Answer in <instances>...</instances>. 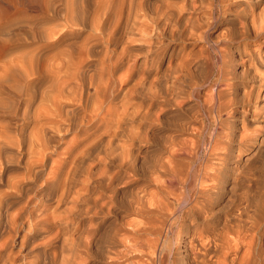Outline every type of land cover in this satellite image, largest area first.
Returning a JSON list of instances; mask_svg holds the SVG:
<instances>
[{
	"label": "rangeland",
	"instance_id": "374dc122",
	"mask_svg": "<svg viewBox=\"0 0 264 264\" xmlns=\"http://www.w3.org/2000/svg\"><path fill=\"white\" fill-rule=\"evenodd\" d=\"M132 1H133V3H132ZM132 1L131 0H122V1L121 0H108V1L107 0H100V3H102L104 7L103 6L97 7L96 0H0V27H1L0 28L1 29L0 30V32H1L0 33V41L1 42L5 41V39H1V38H3V37L9 38V37H12L13 34L15 35V37L10 38V40L14 39V38L17 40L18 37L24 38L26 36L25 32L27 34H29V35H27V39H25L26 43H25V41L23 42L25 44L21 43L23 40H20L21 41L20 42L19 38L17 40L18 43L16 40H14L15 42H13L15 45L12 43L14 46H17V47L13 48L14 49L13 51L16 50L15 48L20 47V48H18L19 50L17 49V52L19 51V54H21V52H22V56H23V51L29 52L30 49H33V47L36 45L40 44V45L44 46V51L41 53V57H40V58L43 57L42 60L40 59V61H42V63H43V68H42L41 62L39 64V66L37 65L38 69L41 66L42 70H44L43 72H42V70L40 71V73L42 72L41 75H43L42 76L43 79L40 76V80H42V82L44 81V83H41V81L39 80V82L42 84V86L44 85L46 87H49L51 85V83L54 82L53 81V78H54V72L53 71L56 67H57V69L58 68L62 69L61 73H64V70L67 69V68H65V66L68 65V59L67 58L69 57V54L71 53V51L74 52L75 54H78L79 51L81 52V47H80L81 45L83 47L84 45L86 46V43H88V44L91 43L89 46L87 45V47H90L92 45V47L95 50L98 48L97 50H99V51L102 48V54H103L102 57L107 55L110 60H114V59L118 58V56L119 57L121 56L123 58V56L126 53L128 54V55H125L127 57L126 62H128V64H126L124 62V60L126 58L122 59L123 62L127 65V67L124 63L120 64L121 60L119 58L120 62L119 61L118 62L121 65V66H119V68H121L122 70L118 68V62H117V65H116L117 69L115 67V69L117 71H115V72L111 71V72L116 73V72H118V69H119V74L118 73H117L118 75L114 74L117 77L120 74H122V75L125 73L127 74L126 76L123 75V77H118V79L122 78L121 84L122 83L124 84L125 82L123 80L126 77L125 80H126L127 86L125 84L124 87L126 86L125 87V88H127L126 90H129V92L132 96H136L135 99H134V97L132 99V101H133L132 108H131V106H128V107H130L131 109H133L135 111H137L138 108H140V110L142 112L146 113V115H145L146 117L145 116L142 117V115H144L145 113L142 114V112L139 113L140 110L137 111L138 114H141V115H139V117L137 116L135 118V121H133L134 124H132L133 122L131 120L130 121L126 120L124 123H120L119 127L123 126L124 128L122 127V129H121V127H120L119 130L116 129V132H118V133L120 132L117 135L114 134L116 136L104 135L105 137L102 136L101 138H98V139H96V141H94V143H96L95 145L93 142H91V144H89V146H86L83 144L84 146H86L85 148H88V149L90 147L91 148L93 147V149L90 148L91 150H88V149L83 150L82 148H84V146L82 144L80 145L82 148L79 146V144H76L78 142V140H81L80 138L84 137V135L82 136V133L80 131H79V133H76L77 131L76 132L75 131H68V132L65 131V132L60 133V137L57 138L58 141L56 142L57 154L53 153V152L51 155L49 154L48 159L46 161L47 166L45 167L44 172L41 173L42 176L39 178L38 177L35 178L31 174V172H28L27 167L29 165L28 161L30 162V159L28 158V156L26 154H20L21 153L20 152L21 146L19 148L17 146H14V148H12L13 150L11 149V150H9V152H5L6 154L3 152L4 155L3 154L1 155L2 151L0 152V195L7 193V192L8 193L10 192L11 196L9 199L13 200L14 204L18 203V202L20 204V202H23L25 200L26 196H32L33 193H38L40 190H45V183H44V177L43 176L46 177V175L48 173V172H46L47 167H49L53 158H56L55 160H57L59 162V164H60V161H62L60 164V166H61L60 176L63 175L64 177H66L67 175L70 174V176H69L70 182L67 184V185H69V189H68L69 191L68 192H71V193H69L70 195L72 194V196H73L72 191H77L80 193L81 191L84 192V190H85L84 188H86L88 193L91 192L90 196L93 195L92 196L93 198L95 196V198L99 199V200H97L99 203L98 202L96 204L91 203L90 205H88L89 206L88 215L85 211V209H86L85 206H87V204L84 205L81 203H76V205H75L74 202L73 203L71 202V200L70 201L65 200V201L61 202V204H60L61 206L59 205V208L62 210H60V211L67 212L70 209L71 212L69 213L70 215L69 214L68 215L71 218V220L68 222L69 223V226H68L69 229H68V227L60 229L62 231L60 233L63 236L60 234L61 237H58L59 236L58 235L57 236L58 240L56 238H54L55 234H54L53 230L48 231V229L45 227L44 228H42V227L34 228L32 226H29L28 222H26V220L23 219L22 223H20L17 226L18 231L15 233V235H13V238H12L13 240L11 242L12 244L10 243V246H9V250H10L11 254H13V256L14 255L18 256V259H22V260L17 261L16 264H117V263L118 264H127V262L129 264V262L132 263V261H131L132 258L134 260L137 259L135 257V254H137L139 250H140V253L148 255V257L153 256L154 259L152 257L150 258L152 261L153 260L157 261L158 255H159L158 251H156V253H154V252L152 253L151 249H149L148 247L147 248L145 247L146 250L145 249L143 250L144 246H142V248L141 247L139 248L138 246H137L138 248L134 247L137 249H130V250L124 249L127 251H123V249L121 248L122 246L120 247L121 243H123V242L127 243V240H128L127 238L129 237V235L126 234L125 232L128 229H130L131 225H136V224L138 225V223H139L140 226L141 225L143 226V224L145 222V221L143 222V220H145L143 218L144 216L136 213L135 206L138 204L139 200H142V199H143V201H140V202H142L145 205L148 204L149 202L154 203L155 202L154 199H152L153 201L151 200V198L148 200V198L150 197L149 195H153V196L155 195L157 198L158 194H160L159 191L161 188L162 189L163 188H172V190H174V192L176 191V193H178L179 196H183L185 193V189H186V193H188L189 190L191 192L193 190L191 188L197 186L198 184L201 185L200 187H202V188L204 187V189L212 188L213 185H214V187L221 186V188H223L221 190L219 187V189H218L219 191H217L216 188L214 189V187H213V189L216 191V194L218 193L217 194L218 199L215 198L217 200V202L213 203L212 210H213V212H216L217 209L219 211V208H221L219 212L217 211L218 213H215L217 215L220 214L218 216V219H217V221L219 223L222 222L221 219L225 218V216H226V219H227V217H228V219H231L233 213H236V212H234V209H235V211L239 210L240 211L239 213H241V210H243L241 207L242 205L244 206L243 208L249 207V210H248V208L244 209V210H248V211H246L247 213H245L243 211L242 212L245 214H248V212L250 211L251 213L249 212V214L251 216L246 215V217H243V216H245V214L243 216L238 215L239 217L242 218L241 219L236 215L237 217L235 220H238V221L231 219V222H232L231 224L234 225V224L239 223V222H240L239 224H242V222L244 223L245 219L248 217L246 220H247V222H249V224L245 225L246 227H248V225L250 227V228H248V230H246L248 235L245 234L246 232L244 233L245 230L243 228L239 229L240 230L239 232L234 231L235 228L233 226V228H234L233 231L229 230L225 233V237H224L225 240H223V242L225 243L228 241L231 243V241H232V243H234L237 241L235 239L241 238V239H239L240 244H238V246L240 245L238 248L240 250L236 249L237 252H236L235 256L237 258H239L238 256H241V253H243L242 247L244 245L245 246V247H243V248H245L244 250H246L247 252L249 251V253H247L248 264H251L252 260H253V262H252L253 264L254 263L264 264V234L262 233V232H264V228L262 229V226L264 227V211H263L264 210V143L258 144V142H253L251 144H247L244 146H237L235 143H230V142H229L230 145L220 143L218 145L220 148H218V146H217V148H216L217 151L215 150V152H216L215 157L212 156L210 158L209 157L207 158L205 156V150H204V149H207V147H208L207 146L208 145V139H209L210 133L212 132L211 130L213 128L212 121H210V120H211L212 115L215 116V114H214L215 111L211 110L209 112L203 106V104H201V102H203L204 100L206 102H209L208 100H210L212 102L211 99H213V98H210L212 96V94L214 93V89H215V85H212V84L215 81L217 68L220 66V62H221V59H220L221 56L218 54L219 52L217 53V51L223 52L225 54V56H223V60L225 61L224 67H225V70L228 74L227 76H230L232 78V80H234L233 82L239 80L236 77L239 76L238 74L241 71V65H238V64H240V60L238 59V56L236 55L235 51L231 49V47H233L234 44L238 40V37L234 36L235 33L237 32V30H234L237 27V21L234 20L235 19L234 13L238 8H240L239 5L236 6V3H235L236 0H132ZM130 2L134 6L133 12L131 11L132 5L130 4ZM138 3L139 4L141 3L142 5H139ZM70 4H71V6H70ZM76 4H78V6L82 5L85 8L86 11L84 10V12L85 13L87 12V13L85 14L83 12V15L84 16L86 15L87 18L83 17L82 14H81L82 17L80 16V18L81 19L84 18L85 21L87 22V23L85 22L87 25H89L88 24L89 21H87V19L89 20L91 17L92 18L94 17L93 19H95V17L98 16V19L94 20L95 21L94 24H96V25H94V26L89 25L87 28V25H85V27H83L79 23L75 24V26L72 25V23L71 24L69 23V20L73 21V20H71L72 19V17H71L72 12L70 11V9L77 8L78 6ZM129 4L131 7L130 8L131 10L129 9L130 11L128 10ZM70 7H72V8H70ZM83 7L80 6L81 9H83ZM68 8H70L69 11L67 10ZM101 8H102V10H100ZM171 9L173 11H171ZM207 9L209 12L208 14H210V15L205 14V11H207ZM164 11H166V12L164 13ZM169 11L171 12V14H169ZM116 12L117 13L120 12L122 15L118 14L119 15L118 16ZM68 13H69V15H68ZM115 13H116V15H115ZM67 15L71 18H69ZM127 16H128V18L130 16H131V18L132 17L133 18L132 19L129 18L131 20H128V22H127V20H126V19H128ZM190 17H191V20L193 18L192 21L188 20V19H190ZM208 17L210 20L208 19ZM228 17L232 18V19H229ZM106 18H107V20H106ZM117 18H120V19L117 20ZM122 18H124L123 21H122ZM176 18H177V20L178 19L179 20L176 21ZM227 19H229V20H227ZM108 20L109 21L111 20L110 26L112 27V28L108 27L109 29L107 28V25L110 24V23L108 24V22H109ZM116 20H117V24H116ZM119 20H121V22L124 23L123 25L125 27L124 26L123 27L119 26V28L115 27V25H122V24H120L121 22H119V24H118ZM187 20H188V22L189 21L190 22L188 23ZM114 21H115V23H112ZM129 21H130V23H129ZM133 22H135L136 25H133ZM155 22L158 25L156 27L157 32H154L155 35L153 38H151V40H153V41L157 40L156 42H153V44H155L154 45L155 48H157L156 49L157 54L155 57L150 58L149 56H147L146 52H144L146 49V47H145L146 45L144 46L145 42L142 39L138 38L139 35L137 34V30L135 29V27L137 26V23H139V25L140 24H144V25L146 24L145 25L146 30L149 28H152L153 26H154V30H155V25H156ZM128 23H129V25H128ZM179 23H181V24H179ZM112 24L116 29L113 28ZM186 24L187 25L189 24V26H187ZM101 26H103V27H101ZM4 27H6V28H4ZM89 27H91V28H89ZM3 28L5 31L3 30ZM99 28L101 31L99 30ZM110 28L112 29V31L115 30V32H114L115 34H117V32H116V31H118L117 29H120V28H122V30L124 28L125 29L123 31L119 30V32H118L119 34H117V36L120 35L121 36V37L119 36L120 39L116 38L117 36L115 34H113V37H115V36L116 37H115V39H113V37L110 38V34H109V33H111ZM225 28H227V29H225ZM8 29L10 30L9 32L6 31ZM24 29H26V31L23 32L22 34H25V35H22L21 32ZM32 29L36 30V32L33 33L32 37L33 38H34V36L35 37L39 36V37H36L34 39L30 38L32 35L31 33L33 32ZM37 29L38 30L41 29L39 31V32H41V33H39V35L37 32ZM71 29H73V30H71ZM92 29H93V31H92ZM95 29H96V31H95ZM97 29H98V31H97ZM104 29H105V31H104ZM27 30H30L32 32L30 33ZM108 30L110 32L106 33V35L108 34L109 37H108V35L105 37L104 33L108 32ZM231 30H232V32H231ZM120 31H122V32H120ZM5 32H7V34H5ZM14 32H16V33H14ZM18 32H19V34H21V36H19V34L17 35ZM170 32H172V33L170 34ZM42 33L44 35H42ZM173 33H174V35H173ZM237 33H236V35H237ZM34 34H37V35H34ZM41 35H42V37H40ZM157 35H159V38L157 37ZM229 35H231V37H229ZM28 36H30V37L28 38ZM102 36L104 37L103 40H101ZM111 36H112V34H111ZM107 37H108V40L110 38L109 41L111 42L110 43L111 45L113 44L111 40H115V42H116L115 43L113 41L115 44H113L112 46L109 44V46H110L109 49H108L109 41L106 40ZM43 38H44V40H43ZM223 38H225V39H223ZM226 38H227V40L231 38V40H228L229 41L228 42L226 40ZM233 39L234 40L236 39V41H233ZM82 40L86 41V42L84 43ZM119 40H121V41L124 40L123 43H121V45L123 44V46H120L121 51L124 53L126 52L127 49H128L127 51H129V52H126L125 54H123V56L121 55L122 52H120L118 50V49H120V48H118V46L120 45ZM136 40H139V41H136ZM222 40H225V42H222ZM82 42L84 43V45ZM16 43L19 45L21 43V45L19 46ZM101 43H102V45H101ZM117 43L119 44L118 46H116ZM142 43H143V45H142ZM105 45H107V46L105 47L106 49L104 50L103 46H105ZM114 45L117 47V50H116L117 54L119 53V55H116L117 57L115 56L116 53L113 52V51H115L116 47H114V49H111V47L113 48ZM226 45L228 48L226 47ZM95 46H98V47L95 48ZM174 46H175V48H173ZM92 47H90V48H92ZM216 47H217V49H216ZM26 48H29L28 51ZM124 48L125 49L127 48V49L124 50ZM143 48H145V49H143ZM20 49L23 51H21ZM94 49H92V51H91L92 55L94 52H96ZM84 50H85V48L82 50V53L85 52ZM110 50H111V52H110ZM170 50H171V52H170ZM68 51H70V53ZM17 52H15V53H17ZM229 52H230V54H228ZM8 53H10V51ZM29 53H28V55H29ZM97 53L98 54L95 53L94 56L88 55L89 57H86L85 54H80L81 58L83 55H85L82 58L83 60H85V62H83L81 64V67L83 69L80 68L83 70V71L80 70V73L82 72L81 75H83V74L85 75L86 73H88V74L91 73L90 74L91 76H88V74H86L87 76H85V77L88 78L87 80L84 77V75H83V77H81L82 80L84 78V81H85V82H83L84 86H85V83L86 82L88 83L89 80H92L91 84L98 83L99 78H101L102 81H105L103 79V76L106 74L104 73L103 68L101 70L103 71L104 74L101 73L102 72L101 70L98 71V68L104 66L105 63H104L103 59H105L107 57L105 56V58H102L101 57L102 54L100 53V57L97 58V55L99 56V52L97 51ZM106 53H108V54H106ZM216 53L218 56L216 55ZM13 54H14V52L12 53V55ZM42 54H43V56H42ZM112 54H113L114 58L111 57ZM10 55L7 54L6 56H2L0 59V62H2V64H4L5 62H8L9 59L11 60L12 55L11 56ZM24 55H25V53H24ZM15 56L16 55H14V57ZM75 56L77 57V55H75ZM90 56L93 58L94 57H96V58L90 59ZM3 57L6 59V61ZM17 57H19L18 53H17ZM17 57L13 58V56H12V59H14V60H12L13 61L12 63H16V64L18 63L19 64V60L21 57L18 58L19 60L17 59ZM217 57L219 58L218 59L219 61L217 60ZM230 57L232 58L233 62H235V64H233V63H232L233 65L231 64L232 61L229 59ZM99 58H100V60H98ZM185 58L187 60H185ZM86 59L88 60V62L86 61ZM101 59H102V61H101ZM10 60H9V62H11ZM93 60H95V61H93ZM106 60L107 59H105V61ZM147 60L148 61L150 60L151 62L147 63L148 62ZM14 61H16V62H14ZM98 61L101 63H99ZM143 61H144V63H143ZM185 61H188L190 63L188 64V62H185ZM92 62H95V63L98 62V63H96L97 66L95 65V63H92ZM102 62L104 64H102ZM227 62H228V64H227ZM139 63L142 66L138 65ZM145 63H147L149 65V66L148 65L146 66L147 69H145L146 68L144 65ZM176 63H178V64L175 65ZM184 63H185V65H184ZM186 63L188 65L187 67H186ZM98 64H101V66L98 67ZM123 65L125 66V69L122 68V67H124ZM136 65H138V67L140 66V69H138V67ZM88 66H90V67H88ZM94 66H96V67H94ZM171 66H173V68ZM175 66H176L175 70H177L178 73L180 72L179 74H180V77H182V78H180L178 76L179 74L177 73V71L174 70L172 72V76H176L177 79H176V81L171 82V79H172L171 71L172 70L170 71V68L174 69ZM231 66H233V68L235 67L234 69H236V70L234 71V69L231 68ZM53 67H55V68H53ZM129 67H131V69H129ZM136 67H137V69H136ZM143 67L145 70L142 69ZM148 67H149V69H148ZM181 67L183 68V70L186 69L187 73H184V71H186V70L183 71ZM95 68H97V70ZM126 68H128L130 71L135 69V70H133V72L137 71L138 73L136 72L137 73L136 74L134 72L135 75L132 74V77L128 76L131 72L128 71ZM115 69L113 68L111 70H115ZM95 70H96V72H95ZM85 71H86V73H84ZM143 71H145V72H143ZM259 71L260 72L264 71V67L259 68ZM94 72L97 74V80H94V79H96L94 77V74H95ZM235 72L237 73L238 76L235 75L236 74ZM112 73H111V76L113 75ZM92 74H93V77H92ZM101 74L103 76H99ZM140 74H142L141 78H140ZM114 75L112 77H114ZM137 75L139 77H137ZM133 76H135L137 80H135V78H133ZM142 76H143V78H142ZM233 76H234V78H233ZM90 77H92V79H90ZM117 77L116 78L114 77V79L112 78L114 82L117 79ZM127 78H130L129 81H127ZM178 78H180V79H178ZM143 79H146V80H143ZM141 81H142V83L140 84ZM179 81L181 82V84ZM117 83H118V81H117ZM171 83H172V85H171ZM91 84H86V86L87 85L89 86V87L87 86L88 94H92V91H93ZM138 85H140V86H138ZM173 85H174V87H173ZM86 86H85V88H86ZM136 86H138V88H139L137 90L138 92L137 91L135 92V90H134V88H136ZM173 88L175 89V91L173 90ZM171 89L174 92H176L175 95H172L173 93L170 95V93L172 92ZM177 89H178V92L176 91ZM135 93H137V94H135ZM2 95H4V94H2ZM119 95H118L119 98H117V96H116L117 100H115V96L113 98H111L112 99L111 104H112V102L114 103L111 105L112 111L117 110L116 113H120L122 110L121 98H120L121 95L120 96ZM170 96L172 97L173 100H170L171 99ZM259 100L260 99H257V101H259ZM178 102L179 103L181 102V103L179 104ZM260 102H261V104L264 105V103H263L264 102V96L260 100ZM178 104L181 106H178ZM89 105H90V102L88 103V106ZM200 105H202V106L200 107ZM133 106H134V108H133ZM174 106H176V107H174ZM130 108H127V110ZM135 108H137V109H135ZM0 110L4 112V109L3 110L0 109ZM146 110H148V111H146ZM202 111H204V112L202 113ZM211 112H212V115H211ZM5 113H7V112H5ZM147 114H148V116H147ZM248 116H247V119L244 123L245 127L242 126L239 119H237V118L234 120L231 119L230 123L233 127L235 126L234 127L235 130L233 129V127L231 125H230V130L234 134L238 132V134L247 135L248 133L250 134V132L253 131L252 129L259 128V127L264 129V126H263L264 125V118L263 117H260V119L258 118L259 120L258 119L252 120L250 118V116L249 117ZM3 118L5 120H3ZM10 118L12 121H14V118L8 116V114L0 113V125L3 122H4L3 125L9 124V122L11 121V120L9 121ZM137 118H139V120ZM261 118H263V119H261ZM7 121H8V123H6ZM14 122H11L10 124H12V125H9V126L13 127ZM248 122H252L251 123L252 125H250V123H248ZM239 123H240V125H239ZM254 124H256V125H254ZM134 125H135V127H134ZM136 125H137V127H136ZM236 125L237 126L239 125L238 128L240 127L242 130L239 128V130H240L239 131ZM1 126H0V128L3 127V126L2 127ZM247 127L249 128V130ZM245 128H246V130H244ZM99 130H102V129H99ZM243 130L247 133L243 132ZM101 132L99 131V133H101ZM75 136H76V138H75ZM107 137H108V139H107ZM97 140H98V142H97ZM100 141H102V142H100ZM66 143H67V146H66ZM195 143H196V145H195ZM71 144H72L73 149L71 147ZM68 145H69V147H68ZM65 146H66L67 150L63 149ZM179 148L181 149V151ZM68 149H70V151L72 149V151H73L72 156L73 157L72 156L67 157V155L69 154ZM79 150H81L80 151L81 153H78ZM82 150L84 151V153ZM197 150H198V152H197ZM176 151H178V152H176ZM223 153H225V154H223ZM228 155H231V157ZM233 155L235 157H232ZM76 157H78L81 160H79ZM65 158H66V160H65ZM74 158H76L77 160ZM204 158L205 159L207 158L210 161H208L207 159L205 160ZM182 159L183 160L185 159V160L183 161ZM203 159H204V161H203ZM170 160H173V163L175 165L177 164L176 166H178L180 168L179 169L178 167H175L174 164H172L173 169H171L172 171L170 172V174L172 175L171 178H170L171 175L166 173V172H168L167 170H169V167H170V165H169ZM181 160H182V162H181ZM177 161H179V162H177ZM201 161H203V163H201ZM205 161H207L208 163ZM31 162H33V161H31ZM75 162H77V163H75ZM175 162H177V163H175ZM163 163L166 165H163ZM181 163H184L185 165L182 166L183 164L181 165ZM202 164H204L205 166H208V165L213 166L215 168L219 167L218 168L219 171L213 175L214 177L212 176L213 177L212 179L209 177H206V179H207V181H206V179H204L203 176L198 175L200 173H198L196 171V169H198V168L201 169L200 166H203ZM222 164H224V165H222ZM226 164H230V165H227V167H226ZM60 166H59V168H60ZM230 166H232V168ZM184 167L187 169V171L185 170ZM228 168H231L232 170L231 169L228 170ZM69 170L71 171V173H68L67 175H65L66 171L69 172ZM188 170H189V172H188ZM234 170H235V172H234ZM180 172H182L183 174ZM195 172H196V174H195ZM187 173L189 174V176ZM190 173H193L194 176H192V174H190ZM234 173H235V175H234ZM44 174H46V175H44ZM173 175H175V176H173ZM178 175H179V178H178ZM180 175L183 177H181ZM223 175H226V177H227L226 181L227 182L223 181V179H222ZM233 175H234V177H233ZM88 176L90 177V179H88L89 178ZM197 176L198 177L200 176V177L198 178ZM187 177H189V178H187ZM217 177H218V179H217ZM220 177H222V178L220 179ZM181 178H183V180H181ZM196 178H197V180L198 179L199 180L195 181ZM239 178H240V180H239ZM94 179H97V180H94ZM109 179L111 182L108 181ZM166 179L168 180V183L170 180H171L170 182H173V183H170V184H172L171 185L172 187L170 186V184L168 185ZM208 179H211L213 181L208 180ZM164 180H165V182H164ZM174 180H176V181H174ZM214 180L215 181L219 180V183L215 182ZM192 181H193V184H191ZM88 183H91V184L88 185ZM175 183H180V184H175ZM194 183H195V185H194ZM223 183H224V185H223ZM160 184L161 185L163 184L164 186L163 185L161 186ZM202 184L204 186H202ZM205 184L207 187L205 186ZM218 184H219V186H218ZM220 184H222V185H220ZM247 184H248V186H247ZM176 185L178 186V188ZM159 186L161 187L160 189H159ZM229 189H231V190H229ZM220 190L223 192H221ZM103 192H104V194H103ZM43 194H44V192H43ZM155 196H154V198H155ZM244 196L246 198L247 197L248 198L246 199ZM6 197L8 198L9 196L7 195ZM67 199H69V198H67ZM168 199L169 198H166V200L169 202ZM226 200H230L231 202L226 201ZM217 203H220V204H217ZM226 203L227 204L231 203L230 204L231 206L229 207L228 205H224ZM102 204L105 205V207ZM239 204H241V205H239ZM93 205H95V207H93ZM100 205H101V208L104 207V209L103 208L101 209ZM223 205L227 206L228 209L226 207H223L224 208L223 209L222 208ZM133 206H134V208H133ZM239 206L241 207V209L239 208ZM98 207L101 209V212H100ZM235 207H237L239 209H237ZM15 208L16 207L14 205V207L11 210L9 209V211L12 212ZM214 208L215 209L217 208V209L215 210ZM223 210L224 211L226 210L225 212L229 213L230 215L229 214L227 215ZM222 212H223V215L225 214L224 217H222L223 216L221 214ZM174 213L175 214L177 213L176 210H174ZM74 214H76V215H74ZM214 215L211 217H210V215H208V217H210V218H208V217L207 218L211 222V226H213L215 224H217L215 226H218V223L215 221ZM115 217L117 218V220ZM229 217H231V218H229ZM233 217H234V215H233ZM237 218H239V219H237ZM243 218H245V219H243ZM232 220H234V222ZM239 220H243V221L241 222ZM248 220H250V221H248ZM125 226H127V227H125ZM122 227H124V228H122ZM163 227L161 229V233L162 232H164V233H162L161 236L165 239V242L169 244L170 241L172 240L171 239L172 233L170 234L171 235V238H170V236L168 234L169 228L167 229L166 225L164 228ZM66 228H67V230H66ZM163 229H164V231H163ZM174 229L175 228L173 226L172 230H174ZM261 229L263 231H261ZM248 232H250V233H248ZM251 232L253 233V235ZM231 234H233V235H231ZM145 235L146 236H144V234H141V236L142 237L144 236L145 238L151 236V234H145ZM2 236H4V235L2 234ZM123 236H125V237H123ZM117 237L120 239H118ZM59 238H61V239H59ZM231 238H234V239L232 240ZM19 239H22V241H20ZM125 239H127L126 242H125ZM260 239H262V240H260ZM229 240H231V241H229ZM241 240H244L243 242L246 244L241 242ZM117 248H119V249H117ZM252 248H253V250H252ZM166 249H167V247L163 248V251L164 250L165 251L164 252L161 251V253H160L163 255V258H162V261L160 262V264H163V262H164V264H169V263L170 264H179V260L177 258L178 256L173 254L172 255L173 257L172 256L169 257V255H166ZM143 251H145V252H143ZM238 251L239 252L241 251V252L239 253ZM254 251H255V253H254ZM162 252L165 254H163ZM121 253H126L127 256L124 254V256H121L122 258L120 257L121 259L119 258V256L118 257L116 256L118 254L121 255ZM229 254H230V256H229ZM229 254L226 256L230 259V257H232L231 256L232 254L231 253H229ZM251 254L254 255V257L251 256ZM116 258H117V260H115ZM228 258L224 259L225 264H226V262H228L227 261V260H229ZM254 258L256 259V261L254 260ZM150 259H148V260L151 263L152 261ZM164 259L167 262H165ZM213 259H214V257H213ZM133 262H135L136 264L137 263L139 264L140 260H138V262H136V260ZM146 262H147L146 259L141 261L142 264H147ZM149 262H148V264H149ZM234 262L236 264H241L238 259H236V261H234ZM234 262H233V264H235ZM135 263H132V264H135ZM152 263L154 264V262H152ZM215 264H216V262H215ZM229 264H230V260H229Z\"/></svg>",
	"mask_w": 264,
	"mask_h": 264
},
{
	"label": "bare ground",
	"instance_id": "6f19581e",
	"mask_svg": "<svg viewBox=\"0 0 264 264\" xmlns=\"http://www.w3.org/2000/svg\"><path fill=\"white\" fill-rule=\"evenodd\" d=\"M108 1V0H107ZM122 1V0H121ZM132 1V0H131ZM219 2V1H218ZM96 3H97V7H100V6H103L102 3H100V0H96ZM133 3V1H132ZM130 2V4L132 5V10L130 9V4L128 5V10L130 9L132 12H133V4ZM236 3V6L239 5L240 8H238L235 13H234V17H235V21H237V27L236 29L234 30H237V35L235 33V37H238V40L237 42L234 44L233 47H231L232 50L235 51L236 55L238 56V59L240 60V64L238 65H241V71L239 72V76L237 75V73L235 74L237 79V81L233 82L234 80H232V78L230 76H227V72L225 70V61L223 60V56H225V54L223 52H220V51H217V53L221 56L220 59H221V62H220V66L217 68V72H216V77H215V81L212 85H215V89H214V93L212 94V96L210 98H213L211 99L212 102L210 100H208L209 102H206L205 100L203 102H201V104H203V106L210 112L211 110L215 111L214 115H212V112H211V120L212 121V132L210 133V136H209V139H208V147L207 149H204L205 150V156L208 158L216 155V148L217 146L220 144V143H224V144H229L230 143H235L237 146H244V145H247V144H251L253 142H258V144L260 143H264V129L263 128H255V129H252L253 131L250 132V134L248 133L247 135H241V134H238L237 133H233L231 130H230V121L231 119L234 120V119H239L242 126H244V123L247 119V116L249 115L250 118L252 120H257L258 118L260 119V117H263L264 118V105L261 104L260 100L263 98L264 96V71L260 72L259 71V68H263L264 67V0H236L235 1ZM136 4V3H135ZM139 4V3H138ZM210 4V3H209ZM225 4V3H224ZM78 6V4H76ZM139 5H142L141 3ZM211 5V4H210ZM71 6V4H70ZM81 7H83L82 5H80ZM80 6H78L80 8ZM77 7V8H78ZM104 7V6H103ZM72 8V7H70ZM68 8L67 10L69 11ZM77 8H73V9H70V11L72 12V19L73 21H70L69 20V23L72 25L75 26V24L79 23L81 26L85 27V25H87L86 21L84 18H80V16L82 17L83 15V12L85 10V8L83 7V9H77ZM208 8V7H207ZM211 9V8H210ZM232 9V8H231ZM230 9V10H231ZM79 12H78V11ZM102 10V8L100 9ZM129 10V11H130ZM166 10V9H165ZM233 10V9H232ZM86 11V10H85ZM119 11V10H118ZM168 11V10H167ZM171 11H173L171 9ZM128 12V11H127ZM166 11H164L165 13ZM229 12V11H228ZM85 13V12H84ZM87 13V12H86ZM85 13V14H86ZM117 13V12H116ZM115 13V15H116ZM208 9L207 11H205V14H208ZM80 14V15H79ZM82 14V15H81ZM103 14V13H102ZM118 14H121L120 12L117 13ZM127 14V13H126ZM169 14H171V12L169 11ZM212 14V13H211ZM69 15V13H68ZM67 15V16H68ZM96 15V14H95ZM122 15V14H121ZM120 15V16H121ZM130 15V14H129ZM164 15V14H163ZM210 15V14H208ZM225 15V14H224ZM97 16V15H96ZM104 16V15H103ZM119 16V15H118ZM133 16V15H132ZM69 17V16H68ZM69 17V18H71ZM79 17V18H78ZM83 17L87 18V16L83 15ZM114 17V16H113ZM116 17V16H115ZM210 17V16H209ZM208 17V19H209ZM230 17V16H229ZM228 17V18H229ZM233 17V18H234ZM94 18V17H93ZM92 17L87 21L88 24L90 26H94L96 24L95 23V19H98V16L95 17V19H93ZM128 18V16H127ZM131 18V16L129 17ZM126 19L127 22L128 20H131V19ZM171 18V17H170ZM179 18V17H178ZM195 18V17H194ZM116 19V18H115ZM114 19V20H115ZM120 19V18H117V20ZM204 19V18H203ZM229 19H232V18H229ZM227 19V20H229ZM107 20V18H106ZM112 20V19H111ZM111 20L108 22V24L111 22ZM117 20H116V24H117ZM124 20V18H122V21ZM125 20V21H126ZM170 20V19H169ZM173 20V19H172ZM179 20V19H178ZM177 18H176V21H178ZM188 20H191V17L190 19ZM187 20V22H188ZM193 20V18H192ZM191 20V21H192ZM210 20V19H209ZM104 21V20H103ZM113 21V20H112ZM171 21V20H170ZM233 21V20H232ZM6 22V21H5ZM86 22V23H85ZM119 22H121V20L118 21V24ZM182 22V21H181ZM185 22V21H184ZM190 22V21H189ZM188 22V23H189ZM211 22V21H210ZM112 23H115L112 22ZM130 23V21H129ZM128 23V25H129ZM159 23V22H158ZM107 24V23H106ZM122 25H115L116 28H119L120 27H123L124 23H120ZM156 24V22H155ZM154 24V25H155ZM181 24V23H179ZM191 24V23H190ZM236 24V23H235ZM87 25V28L88 26ZM111 23L109 25H107V28L108 27H111L110 26ZM133 25H136L135 22H133ZM146 25V24H145ZM144 24H140L137 23V26L135 27V29L137 30V34L140 36H138V38L142 39L145 44L144 46L146 47L143 48L145 49L144 52H146L147 56H149L150 58L151 57H155L156 54H157V48H155V44H153V42H156V41H153L151 40V38L154 37V32H157L156 30V27L158 26L157 24L155 25V30H154V26L152 28H149L146 30V27H145ZM187 25V24H186ZM185 25V26H186ZM78 26V25H77ZM106 26V25H105ZM113 26V24H112ZM118 26V27H117ZM189 26V24L187 25ZM103 27V26H101ZM114 26L113 28L116 29ZM125 27V26H124ZM128 27V26H127ZM234 27V28H235ZM1 28V27H0ZM6 28V27H4ZM3 28V30H4ZM91 28V27H89ZM112 28V27H111ZM110 28L111 30V33H109L110 31L108 30V32H105V37L108 35H106V33H109L110 34V38L113 37V34H115V30L112 31V29ZM233 28V27H232ZM34 29V28H33ZM32 29V30H33ZM106 29V28H105ZM104 29V31H105ZM109 29V28H108ZM125 29V28H124ZM123 29V30H124ZM227 29V28H225ZM1 30V29H0ZM2 30V31H3ZM41 29H37V32H38V35L39 32ZM73 30V29H71ZM90 30V29H89ZM100 30V28H99ZM118 31L117 34H119V30H122V28L120 29H117ZM122 30V31H123ZM233 30V29H232ZM231 30V32H232ZM5 31V30H4ZM7 32H9L10 30H6ZM26 29H24L21 34L23 32H25ZM29 31L30 33L32 31L30 30H27ZM75 31V30H74ZM77 31V30H76ZM93 31V29H92ZM96 31V29H95ZM98 31V29H97ZM101 31V30H100ZM120 31V32H122ZM177 31V30H176ZM224 31V30H223ZM222 31V32H223ZM7 32H5V34H7ZM12 32V31H11ZM10 32V33H11ZM28 32V33H29ZM36 32V30H33V32L30 34V36H28V38L30 37L31 39L33 38V33ZM113 32V33H112ZM175 32V31H174ZM230 32V31H229ZM228 32V33H229ZM235 32V31H234ZM1 33V32H0ZM3 33V32H2ZM16 33V32H14ZM101 33V32H100ZM135 33V32H134ZM172 32H170L171 34ZM19 34V32L17 33V35ZM21 34H19V36H21ZM26 34V38H22V37H18L19 38V41L20 40H23L21 43H23L25 41V39H27V34ZM25 34H22V35H25ZM74 34V33H73ZM112 34V36H111ZM117 34H115L117 36ZM160 34V33H159ZM180 34V33H179ZM231 34V33H230ZM16 35V36H17ZM34 35H37V34H34ZM42 35H44L42 33ZM42 35L40 37H42ZM114 35V36H115ZM174 35V33H173ZM181 35V34H180ZM228 35V34H227ZM7 36V35H6ZM104 36V35H103ZM101 38V40H103V37ZM115 36V37H116ZM120 35H118L116 38L120 39L119 37ZM12 37H15V35L13 34ZM12 37H9V38H1V39H5V41H0V59L2 56H6L7 54H11L14 52V54L12 55L13 58H16L17 57V53H18V58H20L19 60V64L17 63H12L14 59H12V56H11V62H3L4 64H2V62H0V109H4V112L1 111L0 113H3V114H8V116L14 118V121L11 120V118L9 119V124H5L3 125V123L0 125L2 128H0V152H1V155L3 154V152H9V150H11L12 148H14V146H17L18 148L21 146V150H20V154H26L28 156V158L30 159V162L28 161L29 165L27 167V170L28 172H31V174L35 177V178H39L42 176V172H44L45 170V167L47 166L46 165V161L48 159V156L49 154L51 155L52 152L53 153H56L57 154V149H56V142L58 141L57 138L60 137V133L62 132H65V131H77L76 133H79V131L82 133V136L84 135V137L80 138L81 140H78V142L76 144H79V146L82 144L86 145V146H89V144H91V142L94 143V141H96V139L98 138H101L102 136L104 135H107V136H112L114 134H119L118 132H116V129H120L119 125L120 123H124L126 120H131L132 122L135 121V118L141 114H138L137 111L140 110V108H138L137 111L131 109L132 108V105H133V97L135 99L136 96H132L129 92V90H126L127 88H125L127 86L126 84V77L125 79L123 80L125 83L122 85L121 82H122V78L118 79V77H123V75H127L126 73L125 74H120L118 77L115 76L114 74L118 75L119 74V66H121L120 64H123L124 62L126 64H128L127 61V57L125 55H128L126 52H129L127 51L125 48L124 50H126V54L124 52L121 51V47L120 46H123V44L121 45V43H123L124 40H119L120 41V45L117 43L116 46H118V49L121 53V55L123 56V54H125L123 56V58L125 59L124 62H123V58L120 56H118V58L114 59V60H110L109 57L107 55H105L107 58L102 57L103 54H102V48L99 50H95L92 45L90 47H87V45L89 46L90 44L86 43V46L84 45V43L86 41H83V46L82 47V43L79 45L81 47V52L79 51L78 54H75L74 52L71 51H68L70 54H69V57L67 58L68 59V65L65 66V68H67L66 70H64V73H61V70L62 69H57V67H53L55 68L54 69V78H53V83H51V85L49 87H46V86H42L41 83H44V81L42 82V80H40V76L42 78L43 75L42 72L44 70H42L43 68V63L42 61H40V59L42 60L41 57V53L44 51V46L43 45H36L33 47V49H30V53L29 52H25L23 50V56H22V52L21 54H19V51L17 52V49L20 48H15L16 50L13 51L14 47H17V46H14L15 44L13 42H15L14 40H16L15 38L14 39H11ZM36 37H39V36H36ZM34 36V38H36ZM97 37V36H96ZM100 37V36H99ZM109 37V35H108ZM108 37L106 40H108ZM115 37H113V39H115ZM157 37L159 38V35H157ZM181 37V36H180ZM179 37V38H180ZM228 37V36H227ZM229 37H231V35H229ZM17 38V37H16ZM17 38V40H18ZM33 38V39H34ZM93 38V37H92ZM95 38V37H94ZM109 38V40H110ZM123 38V37H122ZM221 38V37H220ZM233 38V37H232ZM7 39V40H6ZM125 39V38H124ZM225 39V38H223ZM237 39V38H236ZM236 39L233 41H236ZM13 40V41H12ZM16 40V41H17ZM44 40V38H43ZM100 40V41H101ZM105 40V41H106ZM108 40V41H109ZM173 40V39H172ZM177 40V39H176ZM227 40V38H226ZM228 40H231L228 39ZM227 40V41H228ZM113 44H115V40H111ZM115 43H114V42ZM118 41V40H117ZM136 41H139V40H136ZM226 41V42H227ZM171 42V41H170ZM222 42H225V40H222ZM229 42V41H228ZM227 42V43H228ZM14 45H13V44ZM18 43V41H17ZM16 43V44H17ZM20 43V45H21ZM26 43V41H25ZM23 43V44H25ZM107 43V42H106ZM105 43V44H106ZM111 42L109 41L108 43V49H109V44ZM112 44V45H113ZM140 44V43H139ZM153 44V45H152ZM226 44V43H225ZM19 45V44H17ZM19 45V46H20ZM102 45V43H101ZM111 45V44H110ZM111 45V46H112ZM143 45V43H142ZM23 46V45H22ZM50 46V45H49ZM107 45L103 46V49L105 50ZM115 45L113 46V48L111 47V49H114V47H116ZM157 46V45H156ZM223 46V45H222ZM46 47V46H45ZM98 47V46H95V48ZM142 47V46H141ZM219 47V46H218ZM227 47V45H226ZM85 48V52L82 53V50ZM175 48V46L173 47ZM228 48V47H227ZM27 51L29 48H26ZM25 49V50H26ZM79 49V48H78ZM77 49V50H78ZM92 49H94L96 52L91 53ZM217 49V47H216ZM19 50V49H18ZM76 50V51H77ZM117 50V47L115 49V51H113L116 55H119V53L117 54L116 52ZM123 50V49H122ZM177 50V49H176ZM10 51V53H8ZM75 51V52H76ZM97 51L99 52V56L97 55V58L100 57V53L102 54L101 57L102 58H105L107 59L105 61L104 60V63L102 62V64H104V66L102 67H99L101 66V64H98V71L101 70L103 68V71L106 75H102L104 74L103 71L101 72L102 74L99 75V76H103V79L105 81H102L101 78H99L98 80V83H93L91 84V81L92 80H89L88 83L86 82L85 83V86L86 84H91L92 85V94H88V91H87V86L85 88L83 82L84 81V78L82 80L81 77H83L82 72L80 73V70H82L83 68L81 67V64L83 62H85V60H83V56L86 55V57H89L88 55H92L94 56L95 53H97ZM109 51V50H108ZM118 51V52H119ZM143 51V50H142ZM174 51V50H173ZM17 52V53H15ZM78 52V51H77ZM111 52V50H110ZM171 52V50H170ZM228 52V51H227ZM25 53V55H24ZM29 53V55H28ZM216 53V55H217ZM73 56H72V55ZM77 55V57L75 55ZM80 54H85L82 56V58L80 57ZM108 54V53H106ZM133 54V53H132ZM143 54V53H142ZM176 54V53H175ZM230 54V52L228 53ZM14 55H16L14 57ZM21 55V56H20ZM144 55V54H143ZM190 55V54H189ZM43 56V54H42ZM72 56V57H71ZM75 56V57H74ZM187 56V55H186ZM218 56V55H217ZM227 56V55H226ZM229 56V55H228ZM233 56V55H232ZM9 57V56H8ZM7 57V58H8ZM113 57V54L112 56ZM117 57V56H116ZM144 57V56H143ZM4 58V57H3ZM94 59L96 57H91L90 56V59ZM114 58V57H113ZM119 58L121 60V62L119 61ZM145 58V57H144ZM234 58V57H233ZM243 60H242V59ZM5 59V58H4ZM85 59V58H84ZM148 59V58H147ZM219 58L217 57V60ZM232 62L231 64H235V62H233L232 58L230 57L229 58ZM237 59V58H236ZM100 60V58L98 59ZM135 60V59H134ZM151 60V59H150ZM148 61L147 63H150L151 61ZM185 60H187L185 58ZM208 60V59H207ZM235 60V59H234ZM4 61V60H3ZM6 61V59H5ZM49 61V60H48ZM86 61L88 62V60L86 59ZM95 61V60H93ZM102 61V59H101ZM108 61V62H107ZM120 64H119V62ZM142 61V60H141ZM140 61V62H141ZM219 61V60H218ZM16 62V61H14ZM18 62V61H17ZM42 64V68L40 66V70L38 69V66L39 64ZM61 62V61H60ZM99 62V61H98ZM96 62V63H98ZM117 62H118V72L116 73H112V72H115L117 71ZM185 62H188V61H185ZM92 63H95V62H92ZM95 63V65H96ZM101 63V62H99ZM124 63V64H125ZM135 63V62H134ZM144 63V61H143ZM147 63H145V67L148 65ZM182 63V62H181ZM190 62H188L189 64ZM219 63V62H218ZM125 64V65H126ZM178 63H176L175 65H177ZM228 64V62H227ZM232 64V65H233ZM38 65V66H37ZM138 65H141L140 63ZM138 65H136L138 67ZM154 65V64H153ZM152 65V66H153ZM181 65V64H180ZM185 65V63H184ZM87 66V65H86ZM97 66V65H96ZM94 66V67H96ZM124 66V65H123ZM135 66V65H134ZM142 66V65H141ZM149 66V65H148ZM187 63H186V67H187ZM90 67V66H88ZM116 67V69H115ZM127 67V65H126ZM136 67V69H137ZM173 68V66H171ZM185 67V66H184ZM185 67V68H186ZM217 67V66H216ZM64 68V67H63ZM82 68V69H80ZM105 68V69H104ZM115 69V70H111V69ZM125 69V66L122 67ZM176 66L174 67V69H171L170 68V71H171V76H172V72L175 70ZM182 68V67H181ZM180 68V69H181ZM231 68H233V66H231ZM235 68V67H234ZM233 68V69H234ZM94 69V68H93ZM97 70V68H95ZM128 71H130L129 69H131V67L126 68ZM138 69H140V66L138 67ZM144 69V67L142 68ZM147 69V67L145 68ZM144 69V70H145ZM149 69V67H148ZM187 69V68H186ZM184 69V70H186ZM42 70V72L40 73V71ZM92 70V69H91ZM95 70V72H96ZM122 70V69H121ZM135 70V69H133ZM130 71L131 73L128 75V76H131L132 77V74L135 75V73L137 72H133ZM183 70V68H182ZM183 70V71H184ZM236 69H234L235 71ZM83 71V70H82ZM112 71V72H111ZM127 71V72H128ZM147 71V70H146ZM177 71V70H175ZM182 71V72H183ZM94 72V73H95ZM145 72V71H143ZM148 72V71H147ZM86 73V71L84 72ZM90 73V72H89ZM111 73L114 75V77L117 79L115 80V82L113 81L114 77L111 76ZM118 73V74H117ZM138 73V72H137ZM136 73V74H137ZM178 73V71H177ZM180 73V72H179ZM178 73V74H179ZM184 73H187V70L184 71ZM88 74V73H86ZM84 75L87 76V75ZM91 74V73H90ZM90 74H88V76H91ZM96 74V73H95ZM94 74V77L96 79L94 80H97V74L95 75ZM145 74V73H144ZM81 75V76H80ZM141 75L140 74V78H141ZM175 75V74H174ZM233 75V74H232ZM106 76V77H105ZM127 76V77H128ZM180 77V74L178 75ZM184 76V75H183ZM92 77H93V74H92ZM92 77H90V79H92ZM137 77H139L137 75ZM86 78V77H85ZM113 78V79H112ZM133 78L136 79L135 76H133ZM132 78V79H133ZM143 78V76H142ZM182 78V77H180ZM178 78V79H180ZM234 78V76H233ZM235 78V79H236ZM43 79V78H42ZM88 78H86L87 80ZM130 78H127V81H129ZM139 79V78H138ZM171 79V78H170ZM177 77L176 76H172V79H171V82L172 81H176ZM184 79V78H183ZM39 80L41 81V83L39 82ZM143 80H146V79H143ZM142 80V81H143ZM46 81V80H45ZM118 81V83H117ZM133 81V80H132ZM142 81L140 82V84L142 83ZM96 82V81H95ZM114 82V83H113ZM180 82V81H179ZM138 83V82H137ZM174 83V82H173ZM184 83V82H183ZM41 84V85H40ZM126 84V86L124 87V85ZM133 84V83H132ZM181 84V82H180ZM123 87H122V86ZM172 85V83H171ZM140 86V85H138ZM138 86H136V88H134L135 92L139 89ZM89 87V86H88ZM134 87V86H133ZM174 87V85H173ZM184 88V87H183ZM89 89V88H88ZM173 90L175 91V89L173 88ZM172 89H171V93L170 95H175L176 92H174ZM132 91V90H131ZM178 92V89L176 90ZM138 92V91H137ZM181 92V91H180ZM185 92V91H184ZM182 93V92H181ZM190 93V92H189ZM4 94V95H2ZM121 95V107H122V110L120 113H116V111H112V107L111 105L114 104L112 102L111 104V98H113L115 96V100L116 99V96L117 98L118 95ZM137 94V93H135ZM178 94V93H177ZM183 94V93H182ZM119 95V96H120ZM181 95V94H180ZM182 96V95H181ZM171 97V96H170ZM183 97V96H182ZM187 97V96H186ZM90 99V100H89ZM257 99H260L259 101H257ZM153 100V99H152ZM170 100H173L172 97ZM207 100V99H206ZM114 101V100H113ZM135 101V100H134ZM175 101V100H174ZM202 101V100H201ZM90 102V105L88 106V103ZM115 102V101H114ZM176 102V101H175ZM260 102V103H259ZM116 103V102H115ZM139 103V102H138ZM179 103V102H178ZM181 103V102H180ZM179 103V104H180ZM195 103V102H194ZM264 103V102H263ZM177 104V103H176ZM178 106H181L179 105ZM196 104V103H195ZM136 105V104H135ZM128 106H131L128 107ZM139 106V105H138ZM141 106V105H140ZM172 106V105H171ZM202 105H200L201 107ZM176 107V106H174ZM191 107V106H190ZM193 107V106H192ZM199 107V108H200ZM127 108H130L127 110ZM134 108V106H133ZM137 109V108H135ZM200 110V109H199ZM205 110V109H204ZM148 111V110H146ZM182 111V110H181ZM7 112V113H5ZM142 111L140 110L139 113H141ZM176 112V111H175ZM204 111H202L203 113ZM145 113V112H142V114ZM198 113V112H197ZM195 114V113H194ZM2 115V114H1ZM146 115V113L144 115H142V117H144ZM186 115V114H185ZM190 115V114H189ZM196 115V114H195ZM203 115V114H202ZM207 115V114H206ZM148 116V114H147ZM204 116V115H203ZM248 116V117H249ZM146 117V116H145ZM261 118V119H263ZM2 119V118H1ZM139 120V118H137ZM196 119V118H195ZM258 119V120H259ZM3 120H5L3 118ZM7 120V119H6ZM2 122V121H1ZM11 122H14V126L13 127H10L9 125H12L10 124ZM138 122V121H137ZM233 122V121H232ZM8 123V121L6 122ZM234 123V122H233ZM250 123V125H252L251 123L252 122H248ZM134 124V122L132 123ZM141 124V123H140ZM240 125V123H239ZM238 125V126H239ZM249 125V126H250ZM256 125V124H254ZM232 126V125H231ZM237 126V125H236ZM237 126V128H238ZM248 126V125H247ZM264 126V125H263ZM123 127V126H122ZM121 127V129H122ZM135 127V125H134ZM137 127V125H136ZM233 127V126H232ZM235 127V126H234ZM233 127V129H234ZM245 127V126H244ZM251 127V126H250ZM253 127V126H252ZM124 128V127H123ZM182 128V127H181ZM189 128V127H188ZM240 128V127H239ZM238 128V130H239ZM248 128V127H247ZM99 129H102V130H99ZM241 129V128H240ZM185 130V129H184ZM235 130V129H234ZM242 130V129H241ZM246 130V128L244 129ZM243 130V132H245ZM249 130V128H248ZM99 131L101 133H99ZM240 131V130H239ZM251 131V130H250ZM98 132V133H97ZM242 132V131H241ZM242 132V133H243ZM80 133V134H81ZM247 133V132H245ZM183 134V133H182ZM238 134V135H237ZM114 135V136H116ZM135 136V135H134ZM105 137V136H104ZM179 137V136H178ZM76 138V136H75ZM111 138V137H110ZM135 138V137H134ZM79 139V138H78ZM108 139V137H107ZM72 140V139H71ZM207 140V139H206ZM75 141V140H74ZM104 141V140H103ZM173 141V140H172ZM175 141V140H174ZM98 142V140H97ZM102 142V141H100ZM230 142V143H229ZM109 143V142H108ZM184 143V142H183ZM191 143V142H190ZM58 144V143H57ZM96 143H94L95 145ZM256 144V143H255ZM83 145V146H84ZM93 145V144H92ZM196 145V143H195ZM262 145V144H261ZM66 146H67V143H66ZM66 146L63 148L65 150L66 149ZM86 146H84V148H81L84 150L88 149V148H85ZM69 147V145H68ZM71 147H72V144H71ZM70 147V148H71ZM75 147V146H74ZM78 147V146H77ZM108 147V146H107ZM172 147V146H171ZM206 147V146H205ZM91 148V147H90ZM88 149V150H91L93 149V147L91 149ZM218 148H220L218 146ZM73 149V147H72ZM70 151L69 150V154L67 155V157H71L72 156V153L73 151ZM180 149V148H179ZM222 149V148H221ZM13 150V149H12ZM64 150V151H65ZM78 150V149H77ZM82 150V151H83ZM177 150V149H176ZM186 150V149H185ZM191 150V149H190ZM15 151V150H14ZM18 151V150H17ZM81 150H79L78 153H81L80 152ZM181 151V149H180ZM217 151V150H216ZM227 151V150H226ZM231 151V150H230ZM261 151V150H260ZM178 152V151H176ZM196 152V151H195ZM198 152V150H197ZM75 153V152H74ZM84 153V151H83ZM222 153V152H221ZM226 153V152H225ZM223 153V154H225ZM233 153V152H232ZM6 154V153H5ZM234 154V153H233ZM4 155V154H3ZM173 155V154H172ZM227 155V154H226ZM76 156V155H75ZM115 156V155H114ZM231 157V155H228ZM73 157V156H72ZM213 157V158H214ZM232 157H235L234 155ZM78 158V157H76ZM74 158V159H76ZM173 158V157H172ZM179 158V157H178ZM206 158V159H207ZM217 158V157H216ZM226 158V157H225ZM229 158V157H228ZM56 158H53L49 167H47V175L46 177H44V183H45V190H40L38 193H33L32 196H26L25 197V200L23 202H19L18 203H15L13 202V200H10V192L8 193H4V194H1L0 195V264H16L17 261L19 260H22V259H18V256L11 254L10 250H9V246H10V243L12 242V238H13V235H15V233L18 231V225L20 223H22V220L25 219L26 222H28L29 226H32L34 228H38V227H42V228H47L48 231L50 230H53L54 232V238L57 239V236L58 237H61V233L62 232L60 229H63L65 227H68L69 226V221L71 220V218L69 217V213L71 212L70 209L67 211V212H63V211H60L62 209L59 208V205L61 204V202L63 201H70L76 205V203H81V204H84L87 206H85V211L88 215V211H89V206L91 203L93 204H96L99 200L97 198H94L92 197L93 195L90 196L91 192L88 193L86 188H84V192H77V191H72L73 192V196L72 194L70 195L69 193L71 192H68L69 190V185H67L69 182H70V174L67 175L68 173H71V171L69 170L66 171L65 175H67L66 177H63L60 176V170H61V162L60 161V164L57 160H55ZM70 159V158H69ZM73 159V160H74ZM79 159V158H78ZM112 159V158H111ZM188 159V158H187ZM186 159V160H187ZM205 159V158H204ZM203 159V161H204ZM205 159V160H206ZM66 160V158H65ZM77 160V159H76ZM81 160V159H79ZM183 160V159H182ZM181 160V162H182ZM185 160V159H184ZM183 160V161H184ZM208 160V159H207ZM227 160V159H226ZM33 161V162H31ZM167 161V160H166ZM203 161H201V163H203ZM210 161V160H208ZM212 161V160H211ZM219 161V160H218ZM228 161V160H227ZM64 162V161H63ZM69 162V161H68ZM71 162V161H70ZM120 162V161H119ZM179 162V161H177ZM175 162V163H177ZM200 162V161H199ZM207 162V161H205ZM204 162V163H205ZM77 163V162H75ZM170 164V167H169V170H167L168 172H166L167 174L171 175L170 172L172 171L171 169L172 168V164L173 163V160H170L169 162ZM208 163V162H207ZM216 163V162H215ZM222 163V162H221ZM232 163V162H231ZM183 164V165H182ZM211 164V163H210ZM217 164V163H216ZM234 164V163H233ZM163 165H166L163 163ZM177 165V164H176ZM174 164L175 167H178ZM182 166H184L185 164L184 163H181ZM203 166H200V168L196 169V171L200 174L198 175H201L204 177V179H206V177H209V178H213L214 174L217 173L219 171V167L215 168L213 166H205L204 164H202ZM214 165V164H213ZM224 165V164H222ZM227 165H230V164H226V167ZM238 165V164H237ZM60 166V168H59ZM181 166V167H182ZM198 166V165H197ZM217 166V165H216ZM233 166V165H232ZM232 166H230L232 168ZM71 167V166H70ZM119 167V166H118ZM117 167V168H118ZM224 167V166H223ZM225 167V168H226ZM229 167V166H228ZM179 168V167H178ZM185 168V167H184ZM231 168H228L231 169ZM241 168V167H240ZM76 169V168H75ZM175 169V168H174ZM180 169V168H179ZM178 169V170H179ZM182 169V168H181ZM227 169V168H226ZM68 170V169H67ZM177 170V169H176ZM175 170V171H176ZM185 170L187 171V169L185 168ZM193 170V169H192ZM232 170V169H231ZM238 170V169H237ZM126 171V170H125ZM195 171V170H194ZM193 171V172H194ZM178 172V171H177ZM185 172V171H184ZM189 172V170H188ZM235 172V170H234ZM182 173V172H180ZM100 174V173H99ZM176 174V173H175ZM183 174V173H182ZM188 174V173H187ZM193 175V173H190ZM196 174V172H195ZM231 174V173H230ZM72 175V174H71ZM76 175V174H75ZM220 175V174H219ZM235 175V173H234ZM233 175V177H234ZM175 176V175H173ZM177 176V175H176ZM181 176V175H180ZM189 176V174H188ZM213 176V177H212ZM229 176V175H228ZM42 177V178H43ZM62 177V178H61ZM89 177V176H88ZM99 177V176H98ZM163 177V176H162ZM169 177V176H168ZM167 177V178H168ZM172 177V175L170 176V178ZM183 177V176H181ZM198 177V176H197ZM200 177V176H199ZM198 177V178H199ZM105 178V177H104ZM111 178V177H110ZM175 178V177H174ZM173 178V179H174ZM178 178H179V175H178ZM189 178V177H187ZM222 177H220L221 179ZM226 175H223V181H226ZM90 179V177L88 178ZM163 179V178H162ZM193 179V178H192ZM191 179V180H192ZM211 179H208V180H211ZM215 179V178H214ZM218 179V177H217ZM229 179V178H228ZM94 180H97V179H94ZM181 180H183V178H181ZM199 180V179H198ZM197 178L195 181H198ZM240 180V178H239ZM250 180V179H249ZM43 181V180H42ZM103 181V180H102ZM107 181V180H106ZM110 181V179L108 180ZM167 183H168V180L166 179ZM171 181V180H170ZM168 183V185L170 183H173V182H170ZM173 181V180H172ZM176 181V180H174ZM185 181V180H184ZM188 181V180H187ZM194 181V180H193ZM193 181L191 184H193ZM201 181V180H200ZM207 181V179H206ZM213 181V180H211ZM215 181V180H214ZM111 182V181H110ZM109 182V183H110ZM165 182V180H164ZM205 182V181H204ZM215 182L219 183V180H216ZM227 182V181H226ZM230 182V181H229ZM93 183V182H92ZM98 183V182H97ZM105 183V182H104ZM118 183V182H117ZM200 183V182H199ZM203 183V182H202ZM244 183V182H243ZM91 184V183H88V185ZM159 184V183H158ZM175 184H180V183H175ZM197 184V183H196ZM209 184V183H208ZM211 184V183H210ZM97 185V184H96ZM161 185V184H160ZM163 185V184H162ZM161 185V186H162ZM167 185V184H166ZM172 184H170L171 186ZM182 185V184H181ZM195 185V183H194ZM193 185V186H194ZM222 185V184H220ZM224 185V183H223ZM164 186V185H163ZM177 186V185H176ZM185 186V185H184ZM189 186V185H188ZM201 185L198 184L197 186L191 188L193 189L191 192L189 190L188 193H186V189H185V193L183 196H179L178 193H176V191L174 192V190H172V188H161L159 186V189H160V194H158L157 198L153 195H149L150 197L148 198V200L151 198L155 200L154 203L152 202H147L148 204H143L142 202L140 201H143L142 200H139L138 204L135 206V211L136 213L138 214H141L142 216H144L143 218L145 220H143L144 224L143 226L138 223V225H131L130 229H128L125 233L129 235V237L127 239H125V242L127 240V243H121L120 247L123 249V251H127V250H130V249H137L138 247L142 248V246H144L143 250L145 249V247L151 249V252L153 253H156V251H158L159 255H158V259L157 261L155 260H151L150 258L152 257L154 259L153 256H150L148 257V255H145L143 253H140V250L138 251L137 254H135V257L137 259L136 262H138V260H140V263L139 264H142L141 261L142 260H147V264L149 262L148 259H150L152 262H154V264H160V262L162 261V258H163V255L160 254L161 251H163V248L167 247L166 249V255H169L172 256L173 254H175L176 256H178V260H179V264H225L224 262V259H227L228 257L226 255H228L229 253H231L232 257H230V264H233L234 261H236V259L239 260V262L241 264H248V260H247V253H249V251L247 252L246 250H244L245 247L243 245L242 247V251L243 253H241V256H238L239 258H237L235 255H236V249L237 250H240L238 249L239 246L238 244H240V241L239 239L241 238H238V239H235L237 240L236 242L232 243L231 240V243L230 242H223L224 237H225V233L229 230H235L236 232H239L240 230L239 229H244V233L247 234V231L249 227H246L245 225L246 224H249V222H247V218H243L245 219V224L242 222L243 220H239L242 222V224H239V223H236L234 225H232L231 223V219H236V217L239 215H244L245 213H247L246 211L249 210V207L248 210H244V209H247L246 207L243 208L244 206L242 205V209L241 210V213H239L240 211H235L234 209V212L236 213H233L232 215V218L231 219H226V216L225 218H222V222L219 223L217 221L218 219V216L220 215H217L215 213H218L220 211L221 208H219V211L218 209L216 210V212H213L212 210V206H213V203L217 202V200L215 198H217V194H216V191L214 190L216 188L217 191H219V187L220 189L222 190L223 188H221V186H218L219 187H214V185L212 186V188H209V189H204V187H200ZM202 186H204L202 184ZM206 186V184H205ZM233 186V185H232ZM231 186V187H232ZM245 186V185H244ZM248 186V184H247ZM172 187V186H171ZM180 187V186H179ZM192 187V186H191ZM207 187V186H206ZM214 187V189H213ZM223 187V186H222ZM235 187V186H234ZM71 188V187H70ZM178 188V186H177ZM185 188V187H184ZM225 188V187H224ZM83 189V188H82ZM234 189V188H233ZM72 190V189H71ZM79 190V189H78ZM176 190V189H175ZM220 190V191H221ZM231 190V189H229ZM107 191V190H106ZM44 192V194H43ZM99 192V191H98ZM108 192V191H107ZM158 192V193H159ZM178 192V191H177ZM223 192V191H221ZM181 193V192H180ZM75 194V195H74ZM94 194V193H93ZM104 194V192H103ZM155 194V193H154ZM220 194V193H219ZM9 196L8 198L6 196ZM22 195V194H21ZM157 195V194H156ZM97 197V196H96ZM245 197V196H244ZM69 198V199H67ZM141 198V197H140ZM143 198V197H142ZM145 198V197H144ZM166 198H169V202L166 200ZM221 198V197H220ZM229 198V197H228ZM246 198V197H245ZM248 198V197H247ZM246 198V199H247ZM218 199V198H217ZM242 199V198H241ZM153 201V200H152ZM226 201H229L231 202L230 200H226ZM99 203V202H98ZM102 203V202H101ZM105 204V203H104ZM130 204V203H129ZM136 204V203H135ZM217 204H220V203H217ZM231 204V203H230ZM229 203L227 204H224V205H228L229 207L231 206ZM242 204V203H241ZM239 204V205H241ZM246 204V203H245ZM15 205V209L10 212L9 209L11 210ZM83 205V206H84ZM103 205V204H102ZM222 206L223 207H226L227 206ZM238 205V204H237ZM236 205V206H237ZM61 206V205H60ZM105 207V205H103ZM132 206V205H131ZM221 206V205H220ZM219 206V207H220ZM233 206V205H232ZM248 206V205H247ZM250 206V205H249ZM93 207H95V205H93ZM104 207H102L104 209ZM238 207V206H237ZM235 207V208H237ZM241 207L239 206V208L241 209ZM99 208V207H98ZM100 208H101V205H100ZM99 208L100 212H101V209ZM129 208V207H128ZM134 208V206H133ZM225 208V209H226ZM237 208V209H239ZM254 208V207H253ZM224 209V208H223ZM228 209V208H227ZM3 210V211H2ZM134 210V209H133ZM174 210H176V214L174 213ZM251 210V209H250ZM130 211V210H129ZM218 211V212H217ZM224 211V210H223ZM226 211V210H225ZM224 211V212H225ZM231 211V210H230ZM245 213H243V212ZM264 211V210H263ZM76 212V211H75ZM74 212V213H75ZM94 212V211H93ZM99 212V211H98ZM97 212V213H98ZM250 212V211H249ZM248 212V214H245V216L243 217H246V215H250ZM73 213V212H72ZM71 213V214H72ZM85 213V212H84ZM226 213V212H225ZM231 213V212H230ZM243 213V214H242ZM251 213V212H250ZM69 214V215H68ZM79 214V213H78ZM105 214V213H104ZM215 214V215H214ZM223 215V212L221 213ZM227 215L229 213H226ZM232 214V213H231ZM76 215V214H74ZM108 215V214H107ZM208 215L211 216H215V221L218 223V226H211V222L209 221L208 218ZM225 215V214H224ZM224 215L222 217H224ZM230 215V214H229ZM237 215V216H236ZM94 216V215H93ZM100 216V215H99ZM103 216V215H102ZM238 216V217H239ZM251 216V215H250ZM72 217V216H71ZM75 217V216H74ZM118 217V216H117ZM140 217V216H139ZM208 217V218H207ZM116 218V217H115ZM123 218V217H122ZM241 218V217H239ZM237 218V219H239ZM250 218V217H249ZM259 218V217H258ZM242 219V218H241ZM115 220V219H114ZM117 220V218H116ZM212 220V219H211ZM220 220V221H221ZM234 220H232L234 222ZM261 220V219H260ZM235 221H238V220H235ZM250 221V220H248ZM136 223V222H135ZM213 223V222H212ZM258 223V222H257ZM72 224V223H71ZM93 224V223H92ZM134 224V223H133ZM146 224V225H145ZM210 224V225H209ZM231 224V225H230ZM244 224V225H243ZM166 225V228L168 229L169 228V236L171 238V233H172V240L170 241V243H166L165 242V239L161 236L162 232L161 233V229L162 227L164 226L165 227ZM173 226H174V230L173 229ZM234 226V228H233ZM256 226V225H255ZM127 227V226H125ZM163 227V228H164ZM124 228V227H122ZM264 227L262 226V229ZM69 229V227H68ZM166 229V230H167ZM261 229V231H263ZM60 230V231H59ZM67 230V228H66ZM107 231V230H106ZM164 231V229H163ZM243 231V230H242ZM251 231V230H250ZM68 232V231H67ZM168 232V231H167ZM258 232V231H257ZM256 232V233H257ZM113 233V232H112ZM232 233V232H231ZM234 233V232H233ZM250 233V232H248ZM252 233V232H251ZM264 234V232H262ZM2 234L4 236H2ZM61 234V235H60ZM141 234H144V236H146L145 234H151V236L149 237H142ZM229 234V233H228ZM261 234V233H260ZM203 235V236H202ZM227 235V234H226ZM233 235V234H231ZM237 235V234H236ZM248 235V234H247ZM253 235V233H252ZM255 235V234H254ZM63 236V235H62ZM122 236V235H121ZM161 236V237H160ZM238 236V235H237ZM244 236V235H243ZM261 236V235H260ZM263 236V235H262ZM66 237V236H65ZM106 237V236H105ZM125 237V236H123ZM230 237V236H229ZM235 237V236H234ZM256 237V236H255ZM118 238V237H117ZM122 238V237H121ZM163 238V239H162ZM236 238V237H235ZM247 238V237H246ZM259 238V237H258ZM261 238V237H260ZM61 239V238H59ZM120 239V238H118ZM229 239V238H228ZM232 240L234 238H231ZM244 239V238H243ZM263 239V238H262ZM260 239V240H262ZM11 240V241H10ZM20 241H22V239H19ZM58 240V239H57ZM67 240V239H66ZM115 240V239H114ZM124 240V239H123ZM254 240V239H253ZM110 241V240H109ZM120 241V240H119ZM122 241V240H121ZM129 241V242H128ZM244 240H241V242H243ZM247 241V240H246ZM250 241V240H249ZM256 241V240H255ZM254 242V241H253ZM252 242V243H253ZM63 243V242H62ZM71 243V242H70ZM112 243V242H111ZM244 243V242H243ZM12 244V243H11ZM246 244V243H244ZM248 244V243H247ZM70 245V244H69ZM254 245V244H253ZM262 245V244H261ZM138 246V247H137ZM247 246V245H246ZM134 247H137V248H134ZM253 247V246H252ZM256 247V246H255ZM222 248V249H221ZM224 248V249H223ZM119 249V248H117ZM124 249H127V250H124ZM146 250V249H145ZM253 250V248H252ZM251 250V251H252ZM259 250V249H258ZM112 251V250H111ZM132 251V250H131ZM165 251V250H164ZM163 251V252H164ZM145 252V251H143ZM147 252V251H146ZM149 252V251H148ZM162 252V253H163ZM239 252V251H238ZM241 252V251H240ZM239 252V253H240ZM259 252V251H258ZM119 253V252H118ZM150 253V252H149ZM238 253V254H239ZM255 253V251H254ZM120 254V253H119ZM116 255L117 257L119 256V258L121 256H124V254L126 255V253H121V255ZM133 254V253H132ZM151 254V253H150ZM165 254V253H163ZM152 255V254H151ZM154 255V254H153ZM174 255V256H175ZM259 255V254H258ZM111 256V255H110ZM115 256V255H114ZM115 256V257H116ZM127 256V255H126ZM125 256V257H126ZM230 256V254H229ZM251 256L254 257V255L251 254ZM173 257V256H172ZM214 257V259H213ZM227 257V258H226ZM252 257V258H253ZM257 257V256H256ZM113 258V257H112ZM122 258V257H121ZM120 258V259H121ZM157 258V257H156ZM250 258V257H249ZM258 258V257H257ZM126 259V258H125ZM129 259V258H128ZM133 259V258H132ZM132 263H135L133 261H135L134 259L132 260ZM176 259V258H175ZM113 260V259H112ZM117 260V258L115 259ZM165 260V259H164ZM163 260V261H164ZM169 260V259H168ZM171 260V259H170ZM174 260V259H173ZM229 260H227L228 262H226V264H229ZM251 260V259H250ZM254 260L256 261V259L254 258ZM121 261V260H120ZM176 261V260H175ZM226 261V260H225ZM254 261V262H255ZM123 262V261H122ZM151 262V263H152ZM165 262H167L165 260ZM253 262V260H252ZM251 262V264H253ZM131 262H129V264H132ZM149 262V264H151ZM173 263V262H172ZM235 263V262H234ZM118 264V263H117ZM128 264V262H127ZM136 264V263H135ZM138 264V263H137ZM153 264V263H152ZM164 264V262H163ZM170 264V263H169ZM236 264V263H235ZM256 264V263H254Z\"/></svg>",
	"mask_w": 264,
	"mask_h": 264
}]
</instances>
